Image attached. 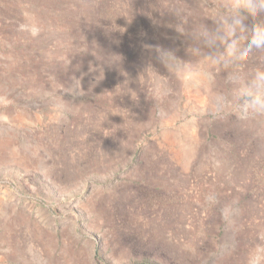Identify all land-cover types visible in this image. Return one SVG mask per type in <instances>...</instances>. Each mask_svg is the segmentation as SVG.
I'll use <instances>...</instances> for the list:
<instances>
[{
	"label": "rangeland",
	"instance_id": "rangeland-1",
	"mask_svg": "<svg viewBox=\"0 0 264 264\" xmlns=\"http://www.w3.org/2000/svg\"><path fill=\"white\" fill-rule=\"evenodd\" d=\"M183 2L190 27L214 0ZM167 7L0 0V264H243L264 126L209 118L202 72L168 73L155 49L193 41Z\"/></svg>",
	"mask_w": 264,
	"mask_h": 264
},
{
	"label": "clouds",
	"instance_id": "clouds-1",
	"mask_svg": "<svg viewBox=\"0 0 264 264\" xmlns=\"http://www.w3.org/2000/svg\"><path fill=\"white\" fill-rule=\"evenodd\" d=\"M185 5L183 0H168L164 10L181 19L177 30L193 41L187 49L192 59L181 60L174 52L157 47L158 60L170 75L179 65L181 81L193 72H202L207 78L201 90L209 98V118L232 116L242 124L264 126V0H214L199 13L202 19L190 27L184 23L188 16ZM206 20L212 22L211 27ZM26 28L33 37L39 34L35 26H20L21 31ZM148 69L159 78H168L151 65L143 74ZM236 213L230 205L221 209L226 225H231ZM243 264H264V229L250 242Z\"/></svg>",
	"mask_w": 264,
	"mask_h": 264
}]
</instances>
